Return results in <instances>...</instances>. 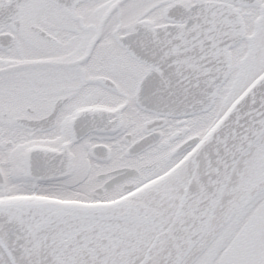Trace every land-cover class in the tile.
I'll use <instances>...</instances> for the list:
<instances>
[{
    "label": "snow or ice",
    "instance_id": "obj_1",
    "mask_svg": "<svg viewBox=\"0 0 264 264\" xmlns=\"http://www.w3.org/2000/svg\"><path fill=\"white\" fill-rule=\"evenodd\" d=\"M0 264H264V0H0Z\"/></svg>",
    "mask_w": 264,
    "mask_h": 264
}]
</instances>
